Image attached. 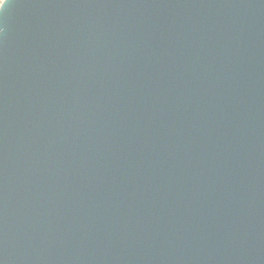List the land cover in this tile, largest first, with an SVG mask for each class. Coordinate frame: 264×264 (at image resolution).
<instances>
[{
  "label": "water",
  "instance_id": "obj_1",
  "mask_svg": "<svg viewBox=\"0 0 264 264\" xmlns=\"http://www.w3.org/2000/svg\"><path fill=\"white\" fill-rule=\"evenodd\" d=\"M0 26V264H264V0Z\"/></svg>",
  "mask_w": 264,
  "mask_h": 264
},
{
  "label": "clouds",
  "instance_id": "obj_2",
  "mask_svg": "<svg viewBox=\"0 0 264 264\" xmlns=\"http://www.w3.org/2000/svg\"><path fill=\"white\" fill-rule=\"evenodd\" d=\"M6 3V0H0V11H2V14H4L5 9L4 5ZM6 29L3 26H0V37H3L5 34Z\"/></svg>",
  "mask_w": 264,
  "mask_h": 264
},
{
  "label": "snow or ice",
  "instance_id": "obj_3",
  "mask_svg": "<svg viewBox=\"0 0 264 264\" xmlns=\"http://www.w3.org/2000/svg\"><path fill=\"white\" fill-rule=\"evenodd\" d=\"M8 3H9V0H6V3H5V5H4V8H7V7H8ZM0 15H3V14H2V11H0Z\"/></svg>",
  "mask_w": 264,
  "mask_h": 264
}]
</instances>
